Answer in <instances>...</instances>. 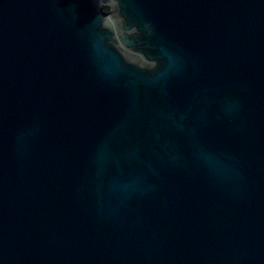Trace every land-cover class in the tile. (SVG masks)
I'll return each mask as SVG.
<instances>
[{"label":"water","instance_id":"water-1","mask_svg":"<svg viewBox=\"0 0 264 264\" xmlns=\"http://www.w3.org/2000/svg\"><path fill=\"white\" fill-rule=\"evenodd\" d=\"M104 3L0 0V264H264V0Z\"/></svg>","mask_w":264,"mask_h":264},{"label":"rangeland","instance_id":"rangeland-1","mask_svg":"<svg viewBox=\"0 0 264 264\" xmlns=\"http://www.w3.org/2000/svg\"><path fill=\"white\" fill-rule=\"evenodd\" d=\"M104 7H109V9H107V12H112L114 10V6L112 7L110 4H107V3L103 4V8Z\"/></svg>","mask_w":264,"mask_h":264},{"label":"bare ground","instance_id":"bare-ground-1","mask_svg":"<svg viewBox=\"0 0 264 264\" xmlns=\"http://www.w3.org/2000/svg\"><path fill=\"white\" fill-rule=\"evenodd\" d=\"M108 0H100V4H103L104 2H107Z\"/></svg>","mask_w":264,"mask_h":264},{"label":"trees","instance_id":"trees-1","mask_svg":"<svg viewBox=\"0 0 264 264\" xmlns=\"http://www.w3.org/2000/svg\"><path fill=\"white\" fill-rule=\"evenodd\" d=\"M107 9H109V7H104V10L107 11Z\"/></svg>","mask_w":264,"mask_h":264}]
</instances>
